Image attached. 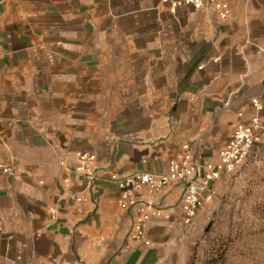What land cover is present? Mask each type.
I'll return each mask as SVG.
<instances>
[{"label":"crops","instance_id":"obj_1","mask_svg":"<svg viewBox=\"0 0 264 264\" xmlns=\"http://www.w3.org/2000/svg\"><path fill=\"white\" fill-rule=\"evenodd\" d=\"M227 1L222 18L169 0H0V264H199L222 179L188 223L183 181L141 188L158 209L145 243L110 176L165 173L186 142L216 162L264 105V0ZM80 150L93 181L74 170Z\"/></svg>","mask_w":264,"mask_h":264},{"label":"built area","instance_id":"obj_2","mask_svg":"<svg viewBox=\"0 0 264 264\" xmlns=\"http://www.w3.org/2000/svg\"><path fill=\"white\" fill-rule=\"evenodd\" d=\"M164 1V0H162ZM167 1V0H166ZM174 9L183 3L194 7H210L219 17L229 14L227 0H169ZM264 56V49H260ZM255 114L248 120H238L234 126L228 142L218 151L216 162L207 161L200 164L188 142L173 157L169 158L168 170L165 173H154L136 170L130 173L113 172L110 178L119 187L117 203L122 209H134L135 215L131 221V234L134 238H145V226L153 213L158 209L149 199L140 198L137 192L146 187L150 194L157 193L176 181H183L178 208L183 213L184 222L191 221L196 211L203 203L205 193L212 192L214 181L222 178L223 174L234 172L246 160L252 147L264 138V105L259 97L252 99ZM239 116L242 115L238 112ZM75 172L83 175L87 180L93 181L96 177L95 154L90 150H80L76 154ZM4 171L11 173L12 166L2 165ZM81 200V197L74 195Z\"/></svg>","mask_w":264,"mask_h":264},{"label":"rangeland","instance_id":"obj_3","mask_svg":"<svg viewBox=\"0 0 264 264\" xmlns=\"http://www.w3.org/2000/svg\"><path fill=\"white\" fill-rule=\"evenodd\" d=\"M250 158L220 179L198 235L199 264H264V146Z\"/></svg>","mask_w":264,"mask_h":264}]
</instances>
